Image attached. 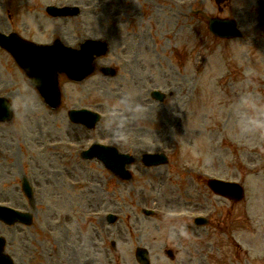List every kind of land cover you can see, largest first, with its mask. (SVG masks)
<instances>
[{"label":"rangeland","instance_id":"obj_1","mask_svg":"<svg viewBox=\"0 0 264 264\" xmlns=\"http://www.w3.org/2000/svg\"><path fill=\"white\" fill-rule=\"evenodd\" d=\"M51 1L62 2V4H82L86 6V10L89 7L90 11L83 13L80 20H83L81 24L83 35L91 38L109 39L107 36L109 28H103L101 22L98 23V18L100 21H108L109 17L116 18L117 14L112 15V13L121 12L120 9L123 6V4H119L118 0H61L60 2H58L59 0H1L0 30L6 33L12 30L20 31L24 33L25 37L36 41H51V37L47 36L52 30L57 31L60 28L56 26L57 24H48L45 29H35V22L39 19L36 16L37 11L41 7L44 9L45 5ZM128 1V4L132 6L127 13L141 16L145 9L140 11L139 5L133 3L132 0ZM249 2L250 0H231L224 14L232 15L236 9H241L240 7L243 6H246L244 9L247 10ZM120 3H124V0ZM210 4V0L197 1V19L196 23L191 26L192 34L195 36L189 38L191 40L189 43L187 40L185 41L186 51H182V54L179 51H171L175 40L170 41L167 37H171L174 33L172 25L151 28L147 24L148 36L142 35V29L135 28L132 31L131 28L127 29L125 45H128L133 34L141 39L147 37L146 41L148 42H150V37H155V45L158 51L162 52V54L156 55L151 53L153 51H149L146 46L144 47L148 52L145 76L141 77L135 73L130 76H122L115 84V81H110V83L102 81L101 78H98L99 76L89 78L77 84L78 86L68 82L63 84L64 93L67 96L74 95L72 90L83 92L81 84L91 85V88L96 90H92L94 94H99L101 90L99 92L97 90L101 87L108 89L124 86V89L129 90L131 96L140 95L143 98V106L148 115V121L143 125L150 130L164 131L162 140H159L155 145L144 144L142 147L163 149L169 154L168 165L148 170L142 168L138 160L137 164L130 168L133 172V181L123 182L112 177L106 170L102 169L100 172L96 164L92 163L88 164L89 168H87L88 165L80 166L88 170L77 169L80 176L74 177V179L81 178L82 186L86 185V188L74 190L63 182L64 185L60 183V187L54 189L72 196L65 197L70 200L69 202H58L59 204L56 205L59 207V213L71 215L69 220L72 225L75 222L85 229L78 215L87 211L84 209L90 210L92 202L83 199V195L88 190L94 189V195L99 193L100 197L95 206L93 205L94 211L98 210L102 215L107 212L120 215L119 221L113 225L97 223L103 236H110L111 240L115 233H123L127 227L134 228L135 235L127 244V239L122 236L125 242L118 245L115 257L110 256L111 261H117L120 264H137L134 255L135 248L137 245L144 244L151 248L154 264H264V43L258 41V38L245 42L216 41L207 30L205 22L206 16L212 11ZM262 11L264 10L261 9L260 13ZM260 13L258 14L259 20L264 18V16H260ZM252 19V15L251 17L244 15L240 21V26L247 33H254L250 24L252 21L259 23L258 19ZM69 28H71L69 24H64L63 35L68 43L77 41L75 44L77 45L84 36L68 32ZM186 28L188 27L186 26ZM185 33L188 35V31ZM48 38L50 39L47 40ZM73 39L75 41L71 42L70 40ZM141 39H139V44ZM136 40L137 38H135V42ZM114 44L119 45L120 42L117 41ZM180 44L182 47L181 39ZM118 51L121 52L119 48H114L111 45L110 53L104 58L105 62L116 61ZM123 52L130 53L129 51ZM134 53L140 54L137 48ZM214 62L217 64L216 66H214ZM137 67L138 70L141 69V66ZM128 77L136 83L135 88L131 89ZM21 78H23L22 74L20 76L16 73L10 59L0 52V85L4 88L10 87L13 93L11 101L15 110L12 122L0 124V192L1 195L14 197L18 205H28L27 198L21 200L23 193L19 177L24 176L30 170V163L33 164V169L37 173L35 178L38 182L42 179L59 181L61 179V164L64 162L71 164L70 156L77 157L76 152L63 149L56 156L46 157L48 154H43L39 150L43 141L61 140L65 132H69L74 137L64 138L65 140H76L87 146L91 139L106 142L110 140L109 136H122L126 133L116 128L119 121H102L95 132L82 131V128L74 126L64 128L66 123H63V120L68 121L65 117L67 109L75 105L86 104L88 101H86L85 94L80 99H66L62 109L58 113H52L44 106L38 94L31 90ZM145 80L148 81L147 85L143 83ZM145 87L165 88L168 93L171 91L170 96L165 104L155 102L150 98L149 91L147 94L144 92ZM100 94L103 97L98 96L99 101L93 96L90 98L91 102L87 104L93 108L95 106L105 113L111 107H119L108 102L109 98L106 93ZM96 103L103 104L98 106ZM150 112L152 113L150 114ZM139 115L137 121L140 125L146 116L141 111ZM121 123L125 124L126 122ZM110 127L115 130L110 132L108 130ZM50 132L61 133L58 134L59 137L49 138L50 136H48L47 138L46 133ZM42 133L46 135L43 139L40 136ZM130 136L132 135L130 134ZM149 136H151V131ZM134 140L133 136L130 137V140L126 139L128 142L121 145V150L135 149V145L130 143ZM152 146L154 147L152 148ZM137 147H140V144ZM134 156L139 158L140 153L135 151ZM191 166L196 173H199L201 169H206L209 174L217 177L242 180L247 189L245 200L235 205L212 195L214 207L218 208H215L218 210V215L222 213L223 216L220 219L215 218L212 229H208V234L205 232L195 233L190 230H180L179 232L175 228L177 222L170 223L160 217L159 219L147 218L143 213V207L159 206L158 203L148 204L143 195L151 187L155 189L156 196L160 197L164 194L160 199L152 197L151 202L157 200L161 206L168 208L195 207L197 201L191 193L172 192L178 185L180 187L188 184L189 177L186 168ZM43 173L47 174L43 177ZM255 173L260 174L258 179L253 178ZM10 177L11 179L1 185L5 179ZM182 181L185 184H181ZM13 183H17L16 187L9 188ZM196 187L208 190L203 183H199ZM182 188L184 189V187ZM169 192L170 194H165ZM32 203L35 205L36 202ZM37 206L39 215L42 216L39 221L35 220L31 226L32 229H30L34 237L43 240L45 238L43 227L49 226L50 221L43 218L45 204ZM229 212L233 219L235 212L237 220H228L227 230H231L235 222H242L245 213L254 222L250 233L249 230H240L242 232L237 233V238L243 239L242 242L247 247L246 252L243 251L237 255L231 253L234 248H237L232 237H226L217 231L221 229ZM64 232V230L60 232V238L63 237ZM229 233L227 232V234ZM180 234L189 235L181 238ZM110 240L107 241L109 250H111ZM34 243L36 242L34 241ZM11 248L18 253L16 245L12 244ZM27 249V245L21 244L20 256L23 260ZM164 249L174 251L175 259L169 260L168 255L164 254ZM59 254L58 249H54L49 263L46 264H65L68 256L60 258ZM64 254L67 255V252L65 251ZM85 255L81 254L80 256L84 259ZM246 255L248 259L245 258ZM29 256L36 258L33 249L29 251ZM74 261L82 263L79 257ZM24 262L29 264L27 260Z\"/></svg>","mask_w":264,"mask_h":264},{"label":"water","instance_id":"obj_2","mask_svg":"<svg viewBox=\"0 0 264 264\" xmlns=\"http://www.w3.org/2000/svg\"><path fill=\"white\" fill-rule=\"evenodd\" d=\"M82 57V56H81ZM66 61L64 62V59ZM83 58V57H82ZM68 58L62 57L61 59H57V62L59 63H64L68 67H73L74 69L77 68L79 65L74 64V63H69ZM27 61V60H26ZM24 59H21V64L25 65L24 67L28 69L26 66H28V63H26ZM51 68L52 66L49 65L46 71L42 70L43 73L40 71V75L38 74H32L33 77L36 79L37 82V87L40 90L41 94L48 99V103L52 104L54 108H56L59 105L60 97L56 92L55 86V77H54V66L52 69V74H51ZM33 73V72H32ZM79 77L83 76V74H78ZM86 76V75H85ZM83 78V77H82ZM8 107L6 106L5 109H3V114H7L8 112ZM93 156V155H92ZM124 161H122L121 165L124 166ZM119 168V167H117ZM235 197V195H233ZM139 260L141 261L142 264H148V258H147V253L144 250L139 251Z\"/></svg>","mask_w":264,"mask_h":264}]
</instances>
